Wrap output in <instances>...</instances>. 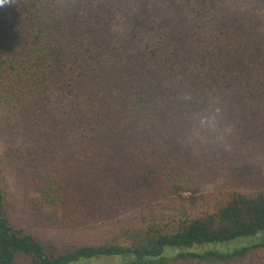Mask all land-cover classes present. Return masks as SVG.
Instances as JSON below:
<instances>
[{
	"label": "trees",
	"instance_id": "1",
	"mask_svg": "<svg viewBox=\"0 0 264 264\" xmlns=\"http://www.w3.org/2000/svg\"><path fill=\"white\" fill-rule=\"evenodd\" d=\"M220 116L244 143L264 138V0H0V264L264 248V187L202 193L196 132ZM242 238L231 254L197 247Z\"/></svg>",
	"mask_w": 264,
	"mask_h": 264
},
{
	"label": "rangeland",
	"instance_id": "2",
	"mask_svg": "<svg viewBox=\"0 0 264 264\" xmlns=\"http://www.w3.org/2000/svg\"><path fill=\"white\" fill-rule=\"evenodd\" d=\"M221 118L223 117L220 116V118H216L212 121V127L204 128L202 126V128L199 127L196 132V144L198 142L195 147L196 151L199 154H201L202 149L211 152V155L207 159L202 158L197 164V176L202 181V193L212 198L231 188L264 187V138L257 142L252 140L244 143L243 137L241 138V129L244 130V128L234 126L233 120H221ZM256 144L260 146H254ZM201 145H203V147ZM218 153L225 155L220 156ZM13 193L20 202L18 207L21 211V208L25 205V195L20 193L17 188L13 189ZM20 214L25 215L22 211ZM180 215L181 211L165 210L157 216L165 220H175L178 219ZM101 230L83 229L76 232H69L52 229V234L67 238L72 245L84 243L89 240L106 242ZM103 230H106V228H103ZM251 240V238H242L230 242L197 247H202L204 250L231 254L242 246L251 244ZM112 241L113 239L108 240V242ZM119 241L124 243L122 239ZM166 251L167 255H171L180 250L168 248ZM246 256V258L220 260L213 262V264H256L259 259L264 257V248H253ZM109 262L110 261L107 259L99 261L101 264H107ZM16 264L30 263L26 258L20 257ZM168 264H179V262L171 260ZM186 264H191V262H187Z\"/></svg>",
	"mask_w": 264,
	"mask_h": 264
}]
</instances>
